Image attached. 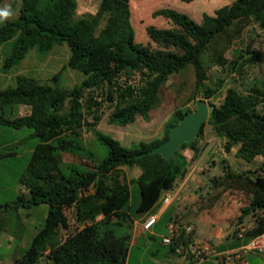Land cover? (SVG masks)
<instances>
[{"label": "trees", "instance_id": "obj_1", "mask_svg": "<svg viewBox=\"0 0 264 264\" xmlns=\"http://www.w3.org/2000/svg\"><path fill=\"white\" fill-rule=\"evenodd\" d=\"M129 2L101 0L95 14L76 18L75 0H20L17 18L0 24V46L10 42L3 71L18 65L32 49L44 54L55 45L66 44L69 58L63 70L68 68L84 76L71 90L23 75L16 77L13 86L0 90V128H26L31 130L28 138L38 140L32 148L28 176L20 179L26 193L0 208L17 211L48 206L42 227L16 264H126L137 215L154 213L162 194L186 176L201 153L198 139L206 123L217 136L225 138V152L237 146L238 157L246 162L262 157L254 176L231 172L225 164L223 169L226 184L249 197L237 218L245 229L243 237H238L240 228L233 236L247 243L264 233V79L254 78L246 93L227 88L222 101L211 105L197 138L190 145H181L169 162L159 154L137 156L163 143L169 128L191 112L189 108L173 111L161 139L131 147L95 130L105 110H111L110 124L126 126L137 116L147 121L166 81L188 66L195 71L194 96L214 98L219 86L211 88L205 83L208 67L204 55L214 39L235 23L253 21L264 27V0H235L213 15L203 14L201 23L177 10L159 9L152 16L167 19L175 28L146 29L156 48L135 42ZM84 128L106 146L101 161L85 153L81 138ZM184 149L193 151L190 160L182 154ZM65 153L78 157L79 164L61 167ZM123 167L141 170L132 180L139 190L134 208L130 206ZM211 182L217 186L215 180ZM89 183H94V193L80 196ZM70 208L75 209V222L81 227L62 241L60 234L68 223L65 209ZM250 215L254 220L248 228L242 223ZM177 227V236L167 245L172 253L194 244L193 230L187 233L186 226Z\"/></svg>", "mask_w": 264, "mask_h": 264}, {"label": "rangeland", "instance_id": "obj_2", "mask_svg": "<svg viewBox=\"0 0 264 264\" xmlns=\"http://www.w3.org/2000/svg\"><path fill=\"white\" fill-rule=\"evenodd\" d=\"M100 1L75 0L77 5L75 17L82 18L95 14ZM234 1L194 0L186 3L181 0H130L134 40L137 43L156 48L157 46L147 37L146 29L149 26L160 29L175 28L167 19L152 16L159 9L171 8L188 15L197 23H201L203 14L213 15L216 9L230 5ZM5 5H10L14 11V16L7 21L15 20L20 0H4L0 7ZM9 52L10 42L0 46V90L7 86H13L19 75L60 90H71L84 78L78 71L68 68L63 70L69 58V48L66 44L55 45L44 54L32 49L18 65L8 71H3V62ZM204 64L208 67L206 85L211 88L219 86V92L214 98L204 100L201 95L194 96L195 71L192 66H188L166 81L159 92V103L150 111L147 121L141 116H137L133 123L126 126L110 124L107 120L111 110H105L103 118L95 130L119 141L124 147H131L141 141L149 142L161 139L164 134V126L176 108H189L191 111H195L196 101L202 100L210 110L212 104L218 105L222 101L229 87L246 93L253 84L254 78L264 79V27L253 21L235 23L214 39L204 55ZM30 133L31 130L26 128L21 130L0 128V205L11 202L22 193H26L20 179H25L28 176L27 169L31 160L32 148L38 142L37 138H28ZM81 138L85 153L93 154L92 157L95 160L101 161L106 155V146L101 144L87 128L82 129ZM224 143L225 138L217 136L211 125L206 123L203 134L198 139V148L201 153L192 165L195 163L198 168H204V172H201L198 175L199 179L195 181L196 185L208 184L210 178L217 184V186H212L213 189L198 191L199 196L203 199L202 203H207L212 198L218 202L217 212L214 209L213 215H208V219L222 225L225 223L226 217L227 219L231 217L230 225L232 228L238 229L241 228V224L237 222L238 213L249 202V197L234 185L226 184L228 181L225 179L224 164L231 172H249L251 176H254L253 172L260 166L262 157L258 156L252 161L246 162L238 157L237 146L225 152ZM181 152L188 160L192 158L193 151L190 149H184ZM10 153L13 154L9 155ZM71 163L78 165L79 158L69 153L63 154L60 166L64 167ZM121 170L130 189V206L134 208L139 201V190L132 180L140 174L141 170L138 167L131 169L123 167ZM94 190V183H89L81 191L80 196L93 194ZM233 206H235V210ZM158 210L159 207L155 209V212L158 213ZM47 211L48 206L45 204L20 208L17 211H4L3 208H0V264H16L15 258L24 255L33 236L42 227ZM65 214L68 223L64 231L70 233L81 227L75 222L74 208L65 209ZM142 214L144 213L138 214L137 218ZM164 218L162 217L154 227L155 240L150 241L146 232L142 238L140 236H135L137 239L133 238L126 264H155L154 258L160 261L163 256L171 255L169 247L162 243L163 237L168 235L167 220ZM246 218L248 228L252 227L254 217L250 215ZM206 226L203 228L205 231L207 230ZM155 247L160 249L159 255H152ZM252 253L262 255L257 252Z\"/></svg>", "mask_w": 264, "mask_h": 264}, {"label": "crops", "instance_id": "obj_3", "mask_svg": "<svg viewBox=\"0 0 264 264\" xmlns=\"http://www.w3.org/2000/svg\"><path fill=\"white\" fill-rule=\"evenodd\" d=\"M204 172V168H198L194 163L189 168L186 176L179 181L172 190L165 191L161 198L169 196L170 200L168 204L160 202L157 205L159 207L158 213H144L137 218L135 226L132 231V239L135 236L142 238L144 232L150 239L155 240L154 227L162 219L167 217L169 220L166 222L167 226L173 222L177 226H191L193 230L194 244L196 245H209L213 249L212 255L205 258L202 261L195 259L190 253H184L177 255L170 250V256H163L160 261L156 258L153 259L155 264L161 262V264H264V253L262 255H256L252 252L243 250L245 246L244 239H236L233 236L235 228L229 223L231 217L227 219L224 224L213 223L208 219V215H213V210L217 208L218 202L213 198L207 203H202L203 199L199 196L201 190H210L212 188L211 178L209 183L202 184L203 186L196 185L198 175ZM195 184V185H194ZM207 185V186H206ZM235 210V206H233ZM217 212V210H216ZM240 213H238L239 215ZM237 215V214H236ZM155 217L156 222L148 231L141 229L142 222L148 217ZM247 218L242 223L247 226ZM207 230L205 231V225ZM248 227V226H247ZM138 234V235H137ZM137 237H135L137 239ZM134 244V243H133ZM163 246V245H161ZM160 249L155 247L152 251V255H159ZM21 258V257H19ZM18 257L15 258V262Z\"/></svg>", "mask_w": 264, "mask_h": 264}, {"label": "water", "instance_id": "obj_4", "mask_svg": "<svg viewBox=\"0 0 264 264\" xmlns=\"http://www.w3.org/2000/svg\"><path fill=\"white\" fill-rule=\"evenodd\" d=\"M196 110L186 113L179 122L168 130L167 139L150 151L143 152L137 158L159 154L167 162L175 157L177 149L186 144H192L199 134L200 127L207 121L209 109L202 100L196 101Z\"/></svg>", "mask_w": 264, "mask_h": 264}, {"label": "built area", "instance_id": "obj_5", "mask_svg": "<svg viewBox=\"0 0 264 264\" xmlns=\"http://www.w3.org/2000/svg\"><path fill=\"white\" fill-rule=\"evenodd\" d=\"M169 196L162 198V202L164 204H168L169 203ZM156 222V218L155 217H148L147 219H145L142 224H141V229L143 231H148L151 229V227L155 224ZM168 235L163 237L162 239V243L164 245H169L172 243L173 238L177 236L178 234V227L175 223L171 222L168 226ZM185 230L187 233L192 231V227L191 226H186ZM244 228L241 227L239 232H238V237L242 238L243 237V233H244ZM68 236L67 232H62L60 234V238L61 240H65ZM243 250L245 251H249V252H257L260 254L264 253V233L253 237L252 239H250L247 244H245V246L243 247ZM190 253L195 259H197L198 261H202L205 258L209 257L210 255H212L213 253V249L211 246L205 244V245H196V244H192L190 246H188V248L185 251H182L181 248H176L175 250V254L179 255V254H184V253Z\"/></svg>", "mask_w": 264, "mask_h": 264}, {"label": "clouds", "instance_id": "obj_6", "mask_svg": "<svg viewBox=\"0 0 264 264\" xmlns=\"http://www.w3.org/2000/svg\"><path fill=\"white\" fill-rule=\"evenodd\" d=\"M14 16V11L10 5L0 7V23H3Z\"/></svg>", "mask_w": 264, "mask_h": 264}]
</instances>
